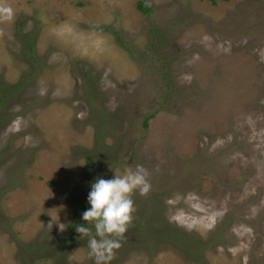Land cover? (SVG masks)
Wrapping results in <instances>:
<instances>
[{
  "label": "rangeland",
  "instance_id": "obj_1",
  "mask_svg": "<svg viewBox=\"0 0 264 264\" xmlns=\"http://www.w3.org/2000/svg\"><path fill=\"white\" fill-rule=\"evenodd\" d=\"M4 2L0 264H94L91 174L138 164L110 264H264V0Z\"/></svg>",
  "mask_w": 264,
  "mask_h": 264
},
{
  "label": "clouds",
  "instance_id": "obj_2",
  "mask_svg": "<svg viewBox=\"0 0 264 264\" xmlns=\"http://www.w3.org/2000/svg\"><path fill=\"white\" fill-rule=\"evenodd\" d=\"M12 18V7L0 0V23L10 22ZM150 191L146 170L139 164L135 169L126 168L123 175H115L112 179L97 178L91 184L87 197L90 208L82 213V220L90 227L77 225L75 231L81 237H88L89 255L94 264H110L114 259L115 251L121 247V240L133 221V194L138 192L144 197ZM67 227L58 224L61 233Z\"/></svg>",
  "mask_w": 264,
  "mask_h": 264
},
{
  "label": "trees",
  "instance_id": "obj_3",
  "mask_svg": "<svg viewBox=\"0 0 264 264\" xmlns=\"http://www.w3.org/2000/svg\"><path fill=\"white\" fill-rule=\"evenodd\" d=\"M209 1H210V3H211L212 5H216V3H217L218 1H224V2H226V1H228V0H209ZM136 6H137V10H138L140 13L146 15L147 17H149V16L151 15V13H152V9H151V7H149V6H148L147 4H145L143 1H139V2L136 4ZM151 23H152V25H154L153 22H151ZM107 29L110 30V28H107ZM152 30H153V29H152ZM152 30H151V31H152ZM112 32L117 36L118 40L121 42V38H120V35L118 34V32L115 31V30H112ZM32 48H33V46H32V44H31V42H29V49L32 50ZM22 84H23V83H22ZM22 84H17L16 86H14V87H13V91H19L20 88H21V86H22ZM89 97H91V95H89ZM92 98H94V97L92 96ZM152 117H153V116L151 115V116H148V117L145 119V121H144V128H147V127H148L149 119H151ZM92 176H93V177H92ZM91 177H92V179H95V181H96V179L98 178V176H94V174H91ZM88 209H89V207H87V206H85V205L82 206V210H83V211L88 210Z\"/></svg>",
  "mask_w": 264,
  "mask_h": 264
}]
</instances>
